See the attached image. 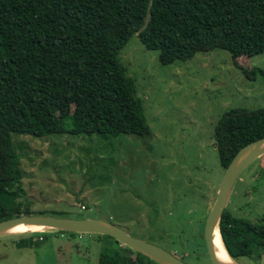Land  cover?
<instances>
[{
    "label": "rangeland",
    "instance_id": "obj_1",
    "mask_svg": "<svg viewBox=\"0 0 264 264\" xmlns=\"http://www.w3.org/2000/svg\"><path fill=\"white\" fill-rule=\"evenodd\" d=\"M120 57L136 83L149 133L14 136L25 199L33 212L105 219L136 238L179 252L190 264H208L192 249L205 251L199 234L226 171L215 127L232 109L264 108V52L238 58L241 67L220 48L165 65L159 51L147 49L134 33ZM73 111L69 106L58 115ZM226 209L250 220L264 217V155L241 172ZM32 231L38 230L0 236V264H99L100 251L112 242L95 233L46 228L34 235L32 246L17 247L19 235ZM129 258L131 264H144L136 254ZM235 260L264 264V254Z\"/></svg>",
    "mask_w": 264,
    "mask_h": 264
},
{
    "label": "trees",
    "instance_id": "obj_2",
    "mask_svg": "<svg viewBox=\"0 0 264 264\" xmlns=\"http://www.w3.org/2000/svg\"><path fill=\"white\" fill-rule=\"evenodd\" d=\"M134 33L165 65L220 48L241 67L238 58L264 52V0H0V221L47 215L33 212L25 199L14 136L149 133L120 57ZM69 106L73 113L60 117ZM262 137L264 108L226 112L214 132L224 169ZM219 228L234 259L264 254V217L250 220L225 209ZM44 232H25L16 246H32ZM97 236L112 241L99 264H131L133 254L151 261L109 235Z\"/></svg>",
    "mask_w": 264,
    "mask_h": 264
},
{
    "label": "water",
    "instance_id": "obj_3",
    "mask_svg": "<svg viewBox=\"0 0 264 264\" xmlns=\"http://www.w3.org/2000/svg\"><path fill=\"white\" fill-rule=\"evenodd\" d=\"M262 155H264V137L242 147L226 168L222 183L217 191L216 200L210 209L204 227V239L213 264H224L217 257L214 246V234L216 230H218L221 235L219 223L229 202L232 187L245 167ZM22 223L26 225L44 226L48 229H57L61 231L109 235L121 244L142 253L158 264H189L180 259L173 252L136 238L116 224L101 218L22 215L20 217L0 221V236L12 232V228ZM228 255L232 259V263L230 264H239L229 252Z\"/></svg>",
    "mask_w": 264,
    "mask_h": 264
},
{
    "label": "bare ground",
    "instance_id": "obj_4",
    "mask_svg": "<svg viewBox=\"0 0 264 264\" xmlns=\"http://www.w3.org/2000/svg\"><path fill=\"white\" fill-rule=\"evenodd\" d=\"M27 228H29L31 230H38V231L46 229V227H44V226L26 225V224L22 223V224L15 226L14 228H12L11 231L14 232V231H18L21 229H27ZM214 246L216 249L217 257L222 263H224V264L232 263V259L228 255V251H227L226 247L224 246L222 237H221L220 233L218 232V230H216V232L214 234Z\"/></svg>",
    "mask_w": 264,
    "mask_h": 264
},
{
    "label": "flooded vegetation",
    "instance_id": "obj_5",
    "mask_svg": "<svg viewBox=\"0 0 264 264\" xmlns=\"http://www.w3.org/2000/svg\"><path fill=\"white\" fill-rule=\"evenodd\" d=\"M205 227V225H204ZM200 236V239L202 240L203 244L205 245V251H204V247L201 248L200 247H197L195 250L192 249L193 253H194V256L196 258H207L208 259V264H213L212 261H211V258L209 256V253H208V249H207V246H206V242H205V239H204V228H203V233L199 234ZM174 254L176 256H178L180 259H182L183 261L187 262L184 258H186V256H180L179 255V252H174ZM188 263V262H187ZM190 264V263H189Z\"/></svg>",
    "mask_w": 264,
    "mask_h": 264
},
{
    "label": "built area",
    "instance_id": "obj_6",
    "mask_svg": "<svg viewBox=\"0 0 264 264\" xmlns=\"http://www.w3.org/2000/svg\"><path fill=\"white\" fill-rule=\"evenodd\" d=\"M83 208H84V206H83Z\"/></svg>",
    "mask_w": 264,
    "mask_h": 264
}]
</instances>
